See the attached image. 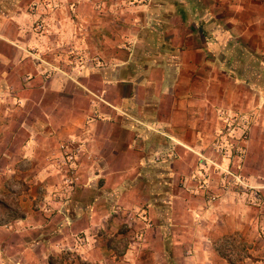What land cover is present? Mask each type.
<instances>
[{
	"label": "crops",
	"instance_id": "obj_1",
	"mask_svg": "<svg viewBox=\"0 0 264 264\" xmlns=\"http://www.w3.org/2000/svg\"><path fill=\"white\" fill-rule=\"evenodd\" d=\"M41 1L38 12L31 13L30 5ZM37 20L43 23L41 33L33 29ZM99 38L105 39L100 46L95 42ZM65 44L92 55L88 64L75 66L72 82L77 87L88 79L89 92L104 103L99 107L95 100L91 109L105 116L104 126L97 124L102 139L97 138L95 150L107 165H122L120 172L105 175L116 174L111 178L124 182L135 177L157 181L153 190L145 186L141 194L128 185L116 193L123 200L137 197L143 201L139 206L156 212L170 203L174 207L177 181L184 177L187 188L196 174L213 171L204 157L239 171L253 194L263 192L264 0H0V148H13L17 133L36 129L35 123L17 124V111L4 103L7 96L10 102L38 98L46 116L50 112L44 101L63 98L72 82L52 69L66 66L58 56ZM33 45L57 53L45 61L47 66L36 68L23 52ZM37 80L44 91L33 97ZM222 110L256 116L243 166L220 160L211 149L222 128ZM25 112L32 114L28 108ZM25 141L21 159L42 158L36 155V143ZM53 142L49 145L56 148ZM48 176L42 172L37 177L43 181ZM93 176L94 183L101 175ZM218 180L211 194L222 200L234 194ZM28 185L21 197L37 206L34 186ZM99 206L90 205L89 211ZM77 212L83 210L77 207Z\"/></svg>",
	"mask_w": 264,
	"mask_h": 264
},
{
	"label": "rangeland",
	"instance_id": "obj_2",
	"mask_svg": "<svg viewBox=\"0 0 264 264\" xmlns=\"http://www.w3.org/2000/svg\"><path fill=\"white\" fill-rule=\"evenodd\" d=\"M43 2L30 5L29 11L37 13ZM42 24L40 20L34 22L35 32H43ZM100 41L105 39L95 42L100 46ZM71 45L58 50L66 66L61 71L52 70L72 82L75 66L88 64L92 55L74 51ZM54 51L33 45L23 52L37 68L47 66L45 61L57 53ZM84 84L75 87L72 82L66 85L62 99L44 101L49 106L48 116L34 97L44 91L39 80L32 93L34 99L10 102V95L4 99L8 109L17 111V124L35 123L37 131L17 133L13 148H0V264H264V189L255 195L248 186L240 189L234 185V194L222 200L220 195L211 194V186L219 181L212 167V172L206 168L203 174L192 177L187 188L184 177L177 181L179 196L174 207L170 203V208L160 212L139 206L143 201L137 197L123 200L117 195L128 185L138 194L146 191L145 186L153 190L157 181L135 177L124 182L111 178L116 174L105 175L108 170L120 172L122 165H107L95 150L101 136L97 124L104 126L105 116L91 109L96 107L95 100L99 107L104 103L91 95L88 79ZM97 89H101L100 83ZM26 108L32 114L26 115ZM58 130L60 138H56ZM25 140L36 143V155L42 154V158L21 159ZM51 140L56 148L49 145ZM62 146L78 151V158L69 162ZM3 152L12 153L21 162L5 157ZM42 172L49 178L38 180ZM97 172L101 176L93 183ZM26 183L34 186L37 206L31 207V199L21 197L30 190ZM211 195L217 199L210 200ZM94 204L100 206L89 211ZM77 207L83 212H77ZM15 215L24 219L15 221ZM220 238H228L218 244L225 258L214 249Z\"/></svg>",
	"mask_w": 264,
	"mask_h": 264
},
{
	"label": "built area",
	"instance_id": "obj_3",
	"mask_svg": "<svg viewBox=\"0 0 264 264\" xmlns=\"http://www.w3.org/2000/svg\"><path fill=\"white\" fill-rule=\"evenodd\" d=\"M219 119L222 122V128L215 135L211 149L219 157V159L235 160L240 166L246 161L247 158V145L250 140L253 126L255 125L256 116L253 113L245 111H220ZM65 158L69 161H75L78 158V151L75 153L68 150V147L62 146ZM218 159V160H219ZM206 164L214 167L220 179H222L225 189L231 186H238L240 189L247 187L242 174L219 163L217 160L203 158ZM208 176V175H204ZM215 195H211L210 200H216Z\"/></svg>",
	"mask_w": 264,
	"mask_h": 264
},
{
	"label": "trees",
	"instance_id": "obj_4",
	"mask_svg": "<svg viewBox=\"0 0 264 264\" xmlns=\"http://www.w3.org/2000/svg\"><path fill=\"white\" fill-rule=\"evenodd\" d=\"M1 205V204H0ZM24 218V216L23 215H15V216H13L12 217V219H23ZM2 223H0V225H1ZM226 239H228V238H220V239H218L217 240V242L216 243H214V249H215V251L218 253V255L220 256V257H222V258H225L226 257V255H225V253L223 252V249L221 248H218V244H221L223 241H225ZM50 264H52L51 262H50Z\"/></svg>",
	"mask_w": 264,
	"mask_h": 264
}]
</instances>
